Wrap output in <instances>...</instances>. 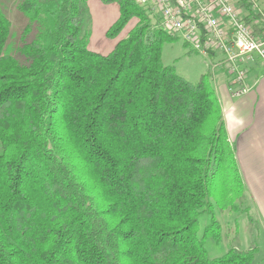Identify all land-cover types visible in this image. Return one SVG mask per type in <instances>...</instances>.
Masks as SVG:
<instances>
[{
  "label": "trees",
  "instance_id": "1",
  "mask_svg": "<svg viewBox=\"0 0 264 264\" xmlns=\"http://www.w3.org/2000/svg\"><path fill=\"white\" fill-rule=\"evenodd\" d=\"M86 2L22 0L23 63L2 54L0 11V264H254L207 258L215 221L197 235L243 186L209 76L164 66L173 38L133 0H100L118 7L115 44L88 50Z\"/></svg>",
  "mask_w": 264,
  "mask_h": 264
},
{
  "label": "rangeland",
  "instance_id": "2",
  "mask_svg": "<svg viewBox=\"0 0 264 264\" xmlns=\"http://www.w3.org/2000/svg\"><path fill=\"white\" fill-rule=\"evenodd\" d=\"M22 0H7L0 3L2 15L9 21L10 28L3 55L10 56L23 63V58L19 55V49L23 44H28L35 39V30L23 36V30L27 25V17L18 10V5ZM135 3L137 0H133ZM258 4L264 9V0H258ZM116 6V5H115ZM104 8L99 0H87L84 12L80 16L82 35L88 34V50L99 55L109 53L112 40L102 42L100 25H94L99 16L108 18L112 22L116 16V7ZM102 9V10H101ZM101 13V15H100ZM113 18V19H112ZM132 21L128 30L135 25ZM152 24L158 26V20H152ZM159 27V26H158ZM94 32L92 38L91 33ZM95 37V38H94ZM94 41L95 48L90 46ZM111 42V43H109ZM162 64L171 67L175 73L187 82L195 83L202 75L207 74L213 88L227 84V78L217 73V81L213 78L210 68L207 67V60L204 56L194 52L192 48L185 46L181 39L173 38L164 43L161 51ZM258 67V68H256ZM256 68V69H255ZM249 74L248 86L253 82L259 83V87L264 83V61L258 60L252 64ZM253 69V70H252ZM250 122L253 121L255 129L248 130L240 145V154L237 155L235 143H230L236 164L242 181V196L236 200L234 209L223 210L214 204V197L211 200L212 213H204L198 217V238L201 239L203 231L210 223L215 221L218 225V240L213 238L204 239V249L208 259H218L223 257L229 250L253 251L254 264H264V218L261 215V187L264 180V96L263 102L256 111L248 114ZM249 126V123H247ZM264 188L262 187V190Z\"/></svg>",
  "mask_w": 264,
  "mask_h": 264
},
{
  "label": "built area",
  "instance_id": "3",
  "mask_svg": "<svg viewBox=\"0 0 264 264\" xmlns=\"http://www.w3.org/2000/svg\"><path fill=\"white\" fill-rule=\"evenodd\" d=\"M158 28L207 60L227 78L233 98L249 92V67L264 61V9L258 0H137Z\"/></svg>",
  "mask_w": 264,
  "mask_h": 264
},
{
  "label": "crops",
  "instance_id": "4",
  "mask_svg": "<svg viewBox=\"0 0 264 264\" xmlns=\"http://www.w3.org/2000/svg\"><path fill=\"white\" fill-rule=\"evenodd\" d=\"M99 3H100V0H99ZM100 5L104 6L101 3ZM111 6L112 5H108L104 8L111 7ZM115 7H116V16L112 22H108L107 21L108 18L105 17V19H103L100 16H99V19H96V22H94V25L101 26L99 31L101 32V35H102V39H101L102 42H105V41L108 42V40L105 38V33L108 30V28L116 21L118 17V7L117 6ZM91 36L93 38L94 36L93 31L91 33ZM112 42L114 43L109 42L111 43L109 52L111 51V49L113 48L115 44V41H112ZM90 46L92 48H95L94 41L91 42ZM250 70L251 69H248L247 75L249 74ZM217 73L218 72L212 73L214 75L213 78L215 79V81H217L216 80ZM219 74L223 75L222 73H219ZM248 81L249 79L247 77V81H245V85L249 88V92L237 98H233L229 95V91L226 85H220L216 89L214 88L216 92V96L220 103L223 124H224L227 138L229 140V143L233 142L236 144L237 155L240 154L239 152L240 145L244 139L245 133L248 132V130L255 129V125L252 126L253 121L250 122V119H249L250 116H248V114L250 111H256L257 106L258 108L260 107L261 102H263V96H264V87L260 88L259 83L257 82H253L252 84H250V86H248ZM261 86H264V83H262ZM247 123H249V126L247 125ZM263 153L264 152H262V154ZM235 160H237L236 155H235ZM262 187L264 188V180H262ZM262 187H261V211H262L261 215L263 219L264 218V189L262 190ZM262 249L264 250V246L262 247Z\"/></svg>",
  "mask_w": 264,
  "mask_h": 264
}]
</instances>
